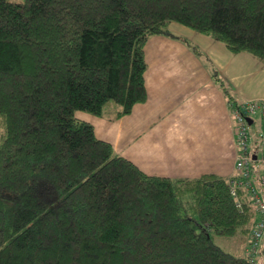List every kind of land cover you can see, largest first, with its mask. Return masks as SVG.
Masks as SVG:
<instances>
[{"label":"trees","instance_id":"16d2710c","mask_svg":"<svg viewBox=\"0 0 264 264\" xmlns=\"http://www.w3.org/2000/svg\"><path fill=\"white\" fill-rule=\"evenodd\" d=\"M173 22L264 64V0H0V264H251L235 173L149 175L75 116L144 101L147 40L195 50Z\"/></svg>","mask_w":264,"mask_h":264},{"label":"crops","instance_id":"0c3cea01","mask_svg":"<svg viewBox=\"0 0 264 264\" xmlns=\"http://www.w3.org/2000/svg\"><path fill=\"white\" fill-rule=\"evenodd\" d=\"M197 38L201 53L166 35L147 40L146 99L133 104L128 113L118 115L120 106L109 101L100 115L75 112L92 124L97 138L149 175L232 176L236 158L232 108L264 99L262 62L248 53L230 52L208 37ZM213 70L230 95L218 86Z\"/></svg>","mask_w":264,"mask_h":264},{"label":"built area","instance_id":"2783aa9c","mask_svg":"<svg viewBox=\"0 0 264 264\" xmlns=\"http://www.w3.org/2000/svg\"><path fill=\"white\" fill-rule=\"evenodd\" d=\"M232 113L236 177L229 181L230 192L237 196L238 189L243 190L253 207L254 220L244 255L255 264L264 238V99L245 101L233 107Z\"/></svg>","mask_w":264,"mask_h":264},{"label":"rangeland","instance_id":"374dc122","mask_svg":"<svg viewBox=\"0 0 264 264\" xmlns=\"http://www.w3.org/2000/svg\"><path fill=\"white\" fill-rule=\"evenodd\" d=\"M9 2H22L23 0H7ZM170 28L174 31L177 32L179 34H181V36L185 37L189 43L194 46L195 50L198 53H201V46L199 44H197V37H207L204 35H200L195 33L194 31L190 30L187 27H184L182 25H179L175 22L171 23ZM208 39H211L208 37ZM216 43L218 45H220L221 47H224V45L220 42ZM113 101H109V105L113 104ZM255 117V116H254ZM212 233V237H213V241L215 244H217L218 246H220L222 249L228 251V252H236V250L238 249L239 243L237 242V240L233 239V238H229V237H224V236H219V235H215L214 232L211 230L210 231Z\"/></svg>","mask_w":264,"mask_h":264}]
</instances>
